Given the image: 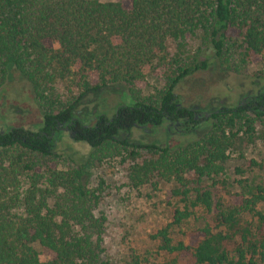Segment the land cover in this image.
I'll use <instances>...</instances> for the list:
<instances>
[{"label": "trees", "instance_id": "16d2710c", "mask_svg": "<svg viewBox=\"0 0 264 264\" xmlns=\"http://www.w3.org/2000/svg\"><path fill=\"white\" fill-rule=\"evenodd\" d=\"M215 62L237 72L264 63V0H0V92L17 72L42 115L37 126L0 129V264H119L95 212L104 181L85 178V164L118 157L133 187L156 178L176 200L152 235L165 264H264V189L216 195L206 184L229 151L264 139V69L246 77L258 95L201 120L176 87ZM107 93L121 95L112 114ZM160 126L192 137L134 138ZM76 145L89 149L84 163L70 154ZM195 213L204 223L175 242L171 227Z\"/></svg>", "mask_w": 264, "mask_h": 264}, {"label": "rangeland", "instance_id": "374dc122", "mask_svg": "<svg viewBox=\"0 0 264 264\" xmlns=\"http://www.w3.org/2000/svg\"><path fill=\"white\" fill-rule=\"evenodd\" d=\"M263 69V62L248 66L244 72L215 62L208 70L182 79L176 92L186 106H206L211 100L214 105L226 101L225 105L233 106L240 100V94L253 86L251 78L246 77ZM152 83L157 86L155 82ZM153 92L151 89L145 93L151 95ZM120 102L121 95L107 93L103 98V110L112 114ZM0 115L7 118L0 119V124L35 126L42 122L41 111L29 93L26 82L17 72L11 73L0 92ZM256 128L259 132L260 123H257ZM191 137L168 135L165 126L134 131V138L145 143L157 142L161 146H176ZM88 153V147L76 145L70 154L79 164L85 162L84 155ZM228 155L223 171L206 182L214 194L223 193V189H226L250 196L258 187L264 189V168L261 166L264 161V139L257 137L243 143L238 149L229 151ZM85 170L89 186H97L104 181L95 212L106 219L103 243L108 259L119 264L124 261L130 264H134V261L139 264H165L168 254L159 249V242L152 235L170 223V209L173 204H177L176 200L169 204L166 187L156 178L142 187H133L128 176V163H122L120 157L90 166L85 164ZM257 208L264 211V203L258 204ZM243 216L247 221L257 223L251 213L246 212ZM204 221L201 213H195L179 227H171V236L175 242L186 240L184 232L201 226Z\"/></svg>", "mask_w": 264, "mask_h": 264}, {"label": "flooded vegetation", "instance_id": "af4514ba", "mask_svg": "<svg viewBox=\"0 0 264 264\" xmlns=\"http://www.w3.org/2000/svg\"><path fill=\"white\" fill-rule=\"evenodd\" d=\"M259 83H260L259 86L261 87V85H263V83H261L260 81H259ZM259 91L260 90H258V86L255 85V84H253V86L249 87V89H247L246 91H244L243 93H241L240 96H239V98L244 103V102H246V100L253 98L255 95H258L259 94ZM263 100L264 99H261V101H263ZM225 103H226V101H219L218 103H216V105H214L215 104L214 101L211 100L209 102V104H208L209 107H207V105L206 106H200L198 104H194L193 106H189V107H192L193 108L194 113H195V118H201V120H204V119H208V118L211 117L212 111H210V110L213 108V106L214 107L217 106V105L218 106L219 105L222 106V105H225ZM237 103H239V100L235 104H237ZM208 113H209V116H207ZM0 119L1 120H6L7 118L4 115H0ZM6 126H8V125L5 124V123H2V124H0V129H2V128L6 127Z\"/></svg>", "mask_w": 264, "mask_h": 264}, {"label": "water", "instance_id": "95a60500", "mask_svg": "<svg viewBox=\"0 0 264 264\" xmlns=\"http://www.w3.org/2000/svg\"><path fill=\"white\" fill-rule=\"evenodd\" d=\"M122 100H124V101H125V96H124V97H122ZM215 112H217V111H215ZM207 116H209V113L207 114Z\"/></svg>", "mask_w": 264, "mask_h": 264}]
</instances>
